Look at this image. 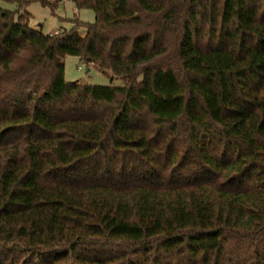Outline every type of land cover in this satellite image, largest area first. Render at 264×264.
Masks as SVG:
<instances>
[{"label": "trees", "instance_id": "1", "mask_svg": "<svg viewBox=\"0 0 264 264\" xmlns=\"http://www.w3.org/2000/svg\"><path fill=\"white\" fill-rule=\"evenodd\" d=\"M31 1L0 6V264H264V0H72L85 33Z\"/></svg>", "mask_w": 264, "mask_h": 264}, {"label": "rangeland", "instance_id": "2", "mask_svg": "<svg viewBox=\"0 0 264 264\" xmlns=\"http://www.w3.org/2000/svg\"><path fill=\"white\" fill-rule=\"evenodd\" d=\"M19 1L22 0H0V6L15 10L20 8ZM24 9L31 13V26L42 29L45 33L69 30L78 24L81 33L87 30V24L93 23L96 14L93 9L78 8L74 1L63 0L56 6L44 5L38 0L29 2ZM23 8L21 11L24 10ZM65 78L68 81H82L99 85H122L124 79L114 77L99 67L87 64L79 57L68 55L64 59ZM81 66V68H79Z\"/></svg>", "mask_w": 264, "mask_h": 264}, {"label": "water", "instance_id": "3", "mask_svg": "<svg viewBox=\"0 0 264 264\" xmlns=\"http://www.w3.org/2000/svg\"><path fill=\"white\" fill-rule=\"evenodd\" d=\"M105 72H107V71H105ZM107 73H109V72H107ZM112 79H113V77H112Z\"/></svg>", "mask_w": 264, "mask_h": 264}, {"label": "built area", "instance_id": "4", "mask_svg": "<svg viewBox=\"0 0 264 264\" xmlns=\"http://www.w3.org/2000/svg\"><path fill=\"white\" fill-rule=\"evenodd\" d=\"M79 68H81V66H79Z\"/></svg>", "mask_w": 264, "mask_h": 264}, {"label": "crops", "instance_id": "5", "mask_svg": "<svg viewBox=\"0 0 264 264\" xmlns=\"http://www.w3.org/2000/svg\"><path fill=\"white\" fill-rule=\"evenodd\" d=\"M56 32V31H55Z\"/></svg>", "mask_w": 264, "mask_h": 264}]
</instances>
